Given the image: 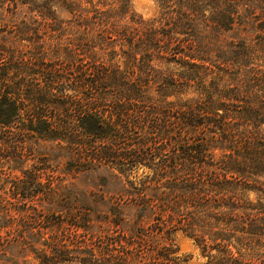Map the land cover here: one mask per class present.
Segmentation results:
<instances>
[{"label":"trees","instance_id":"16d2710c","mask_svg":"<svg viewBox=\"0 0 264 264\" xmlns=\"http://www.w3.org/2000/svg\"><path fill=\"white\" fill-rule=\"evenodd\" d=\"M154 1L0 0V264H264V0Z\"/></svg>","mask_w":264,"mask_h":264},{"label":"rangeland","instance_id":"374dc122","mask_svg":"<svg viewBox=\"0 0 264 264\" xmlns=\"http://www.w3.org/2000/svg\"><path fill=\"white\" fill-rule=\"evenodd\" d=\"M130 11L136 15H140L143 18H149L155 15L157 12V4L154 0H128ZM6 175L9 174L7 171H4ZM106 173H92L90 175H80L75 180V186L78 190L87 191L88 194L92 193L94 196L91 198L99 197L100 194L105 193L108 197L109 194L116 192L119 189V183L113 182L108 177L107 184H102V177ZM46 180V179H45ZM45 237H49V234H46ZM175 242L179 249V254L187 259V264H202L205 258L201 255L200 249L196 246L195 242L189 237L183 235L182 233H177L175 237ZM60 264H79L76 261H65Z\"/></svg>","mask_w":264,"mask_h":264}]
</instances>
